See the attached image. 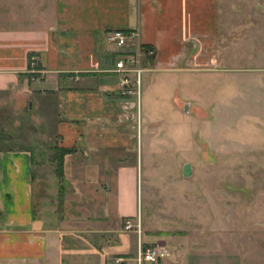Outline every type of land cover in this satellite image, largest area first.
Returning <instances> with one entry per match:
<instances>
[{
    "label": "crops",
    "instance_id": "1",
    "mask_svg": "<svg viewBox=\"0 0 264 264\" xmlns=\"http://www.w3.org/2000/svg\"><path fill=\"white\" fill-rule=\"evenodd\" d=\"M109 30L137 37L118 48L106 43ZM138 44L155 52L143 60L142 74L174 83L196 73L209 84L222 74L225 101L235 114L245 108L251 127L240 141L243 155L264 156V0H0V132L32 141L0 149V264H106V243L75 246L63 239L73 230L46 224L34 190L33 165L47 154L38 141L51 143L50 151L71 150L63 157L61 180L77 198L72 205H82L83 237L113 234L108 219L135 221L133 152L143 146L139 93L120 94L114 65ZM31 57L41 71L36 80L29 74ZM249 196L227 195V203L243 207L226 215L224 245L215 243L223 223L201 212L193 218L194 247L183 256L173 247V259L159 254L155 264H249L252 234H264V208L251 218L244 206L252 202ZM261 196L257 204H264ZM66 200L68 212V194ZM94 217L104 228L89 227ZM182 234L155 229L144 242L174 243ZM79 251L96 255L76 260Z\"/></svg>",
    "mask_w": 264,
    "mask_h": 264
},
{
    "label": "rangeland",
    "instance_id": "2",
    "mask_svg": "<svg viewBox=\"0 0 264 264\" xmlns=\"http://www.w3.org/2000/svg\"><path fill=\"white\" fill-rule=\"evenodd\" d=\"M220 75L215 77L217 83L211 84L209 81L205 83L204 77L196 73L179 76L174 83L149 73L140 76L138 110L141 120L138 125L139 129L142 128L143 146L142 152L140 147L133 152L134 160L137 153L138 196L135 221L126 219L132 225L129 231L124 229L126 220L108 219L106 228L113 234L83 237L80 234L82 205H72L77 198H73L72 189L63 186L62 180L56 176V162L52 161L54 154L50 151L52 144L38 141L47 154L38 157L39 163L33 165L34 190L38 204L48 217L46 224L63 231L73 230L74 235L63 234V239L75 246L84 244V240L91 244L106 243V264H123L124 259L119 255L127 259L135 258V262L128 261L126 264H138L136 255L139 245L143 250L155 248L158 259L161 258L159 254L162 257L165 255L167 260L173 259V247L180 251L181 256L185 255L194 247L193 218L201 212L217 215L218 223H223V227L219 226L215 243L224 245L226 215L231 213L232 208L240 211L243 207L236 202L227 203L228 194L250 195L252 202L244 206L249 207L251 218L263 212L264 204L256 202L261 200V195L264 197V156L243 155L240 141L244 135L250 134L247 132L251 127L242 113L245 108H236L235 114L225 101L224 76ZM20 136L23 134L19 132H0V149L21 148L32 142L24 141ZM187 164L190 175L184 177L183 167ZM155 222L157 225L150 226ZM103 226L102 220L97 217L89 221V227L94 231ZM137 226L140 227L139 234ZM155 229L183 234L175 238L179 240L174 243L169 242L170 238H166V244L144 242L146 232ZM125 232H129L127 237H124ZM251 238L250 255L253 260L248 263L264 264V234L253 233ZM73 255L76 260L90 255L91 260V255H96V252L79 251Z\"/></svg>",
    "mask_w": 264,
    "mask_h": 264
},
{
    "label": "built area",
    "instance_id": "3",
    "mask_svg": "<svg viewBox=\"0 0 264 264\" xmlns=\"http://www.w3.org/2000/svg\"><path fill=\"white\" fill-rule=\"evenodd\" d=\"M137 37V32L134 31H120L109 30L106 32L105 41L108 44L114 45L118 48H123L127 45L128 41ZM155 52L152 49H144L138 44L136 50L132 54H125L115 62L114 71L121 75L119 80V89L122 96L125 95H138L140 76L143 72L142 63L145 58H153ZM41 71L36 65L35 58L29 59V74L33 75L32 79L36 80ZM132 225L129 220L124 221V229L129 231ZM136 232L140 233V227L137 226ZM158 252L155 248L141 249L139 245L136 261L138 264L147 262L154 264L157 262Z\"/></svg>",
    "mask_w": 264,
    "mask_h": 264
},
{
    "label": "trees",
    "instance_id": "4",
    "mask_svg": "<svg viewBox=\"0 0 264 264\" xmlns=\"http://www.w3.org/2000/svg\"><path fill=\"white\" fill-rule=\"evenodd\" d=\"M144 49H147V48H144ZM51 151H53V158H52V161L56 162V176L58 178H62L63 176V157L71 152L70 149H65V148H58V147H54V148H51Z\"/></svg>",
    "mask_w": 264,
    "mask_h": 264
},
{
    "label": "water",
    "instance_id": "5",
    "mask_svg": "<svg viewBox=\"0 0 264 264\" xmlns=\"http://www.w3.org/2000/svg\"><path fill=\"white\" fill-rule=\"evenodd\" d=\"M182 175L184 177H188L190 175V169H189V165L188 164L183 167Z\"/></svg>",
    "mask_w": 264,
    "mask_h": 264
}]
</instances>
